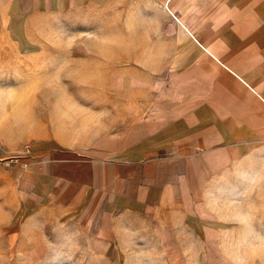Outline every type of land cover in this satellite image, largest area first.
<instances>
[{
  "label": "rangeland",
  "instance_id": "rangeland-1",
  "mask_svg": "<svg viewBox=\"0 0 264 264\" xmlns=\"http://www.w3.org/2000/svg\"><path fill=\"white\" fill-rule=\"evenodd\" d=\"M155 22L151 0H0V264H264L263 157L210 181L207 218L203 196L114 218L47 199L52 118L108 101L94 74L149 55Z\"/></svg>",
  "mask_w": 264,
  "mask_h": 264
},
{
  "label": "crops",
  "instance_id": "crops-1",
  "mask_svg": "<svg viewBox=\"0 0 264 264\" xmlns=\"http://www.w3.org/2000/svg\"><path fill=\"white\" fill-rule=\"evenodd\" d=\"M151 1L149 55L107 62L108 101L47 127V199L114 218L203 196L207 218L210 181L264 158V0Z\"/></svg>",
  "mask_w": 264,
  "mask_h": 264
}]
</instances>
